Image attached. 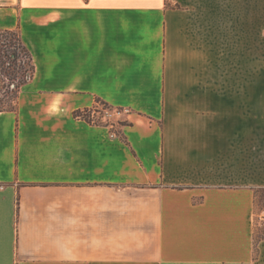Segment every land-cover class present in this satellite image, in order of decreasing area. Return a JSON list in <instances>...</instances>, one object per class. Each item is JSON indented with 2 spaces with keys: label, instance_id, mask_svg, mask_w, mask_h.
Listing matches in <instances>:
<instances>
[{
  "label": "crops",
  "instance_id": "obj_1",
  "mask_svg": "<svg viewBox=\"0 0 264 264\" xmlns=\"http://www.w3.org/2000/svg\"><path fill=\"white\" fill-rule=\"evenodd\" d=\"M14 29L0 264H264V0H0Z\"/></svg>",
  "mask_w": 264,
  "mask_h": 264
},
{
  "label": "trees",
  "instance_id": "obj_2",
  "mask_svg": "<svg viewBox=\"0 0 264 264\" xmlns=\"http://www.w3.org/2000/svg\"><path fill=\"white\" fill-rule=\"evenodd\" d=\"M33 74L32 57L20 36L19 30H0V88L5 89L7 93L11 91L10 96L7 98H0V112H16L18 110L20 87L31 79ZM96 100L103 106L112 107L100 98H96ZM73 116L81 118L90 124L108 126L107 123L95 122L89 116L82 115L80 109L73 111Z\"/></svg>",
  "mask_w": 264,
  "mask_h": 264
},
{
  "label": "rangeland",
  "instance_id": "obj_3",
  "mask_svg": "<svg viewBox=\"0 0 264 264\" xmlns=\"http://www.w3.org/2000/svg\"><path fill=\"white\" fill-rule=\"evenodd\" d=\"M7 83V81L5 80ZM10 92H6L5 89L0 88V98H7L10 96ZM87 108V109H86ZM81 110L82 115L89 116L92 121L95 122H104L107 123L108 126L113 129L118 128V126L125 124L127 120L125 116L129 113L128 110L119 107H107L103 106L96 99L93 104L87 107L79 108ZM261 210H264V189L257 191V198L255 200V211L256 213H260ZM257 225V234L256 238H259L264 235V220L260 221L258 217H256Z\"/></svg>",
  "mask_w": 264,
  "mask_h": 264
}]
</instances>
